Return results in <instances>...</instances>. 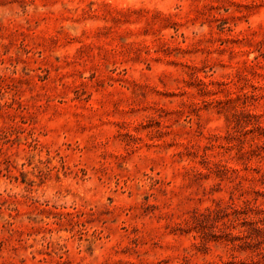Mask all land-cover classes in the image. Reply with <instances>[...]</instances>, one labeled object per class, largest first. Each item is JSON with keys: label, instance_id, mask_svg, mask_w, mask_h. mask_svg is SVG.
Instances as JSON below:
<instances>
[{"label": "rangeland", "instance_id": "rangeland-1", "mask_svg": "<svg viewBox=\"0 0 264 264\" xmlns=\"http://www.w3.org/2000/svg\"><path fill=\"white\" fill-rule=\"evenodd\" d=\"M0 264H264V0H0Z\"/></svg>", "mask_w": 264, "mask_h": 264}]
</instances>
